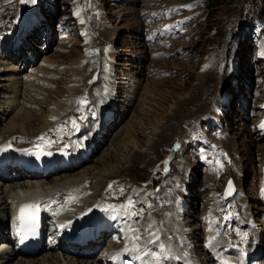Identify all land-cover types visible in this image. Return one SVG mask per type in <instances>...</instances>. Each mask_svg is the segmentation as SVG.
I'll use <instances>...</instances> for the list:
<instances>
[{
    "label": "rangeland",
    "instance_id": "374dc122",
    "mask_svg": "<svg viewBox=\"0 0 264 264\" xmlns=\"http://www.w3.org/2000/svg\"><path fill=\"white\" fill-rule=\"evenodd\" d=\"M131 1L137 5H122L119 0H109L106 3L104 7L107 18L105 25H110V28L105 27L104 29L101 25V29H99L97 19L93 18L90 24V20H88L87 28L90 25L94 31L93 45L98 46L91 54L88 51L89 43L84 45L86 37L91 39L86 28L84 33L82 29L75 32L67 30L64 32L65 37H55L52 47L38 52L36 49L31 48L28 43H25L26 49H31L32 53L37 52L35 56L37 64L42 58L49 59L47 63H50L48 64L50 66L46 65L44 69L39 71L37 76L25 66L29 63V60L23 58L22 53L12 56L14 53L8 52L6 55L15 57L18 61L22 58L21 61L24 64H15L11 60H4L0 55V73L9 70L3 73V80L1 79L2 75H0V94L5 97L0 100V141L8 139L12 131L22 130V133L16 134L31 137L44 130L43 126L52 124V116L55 115V112L57 117L61 112H64L68 98L74 94L78 95L82 91L89 92V89L92 91L95 88H100L94 93V96L97 97V99L95 97L94 99L95 102L98 100V104L103 103L101 89L106 85L103 80L102 69L103 67L107 69L112 67L113 69H109V72H114L121 79L116 80L119 94L116 96L115 107L112 109L116 113L117 121L115 125L110 123L105 127L107 131L111 128L108 138L105 140L107 133L105 135L99 133V138L93 139V142L98 139L99 142L95 144L92 150L102 143L100 142L101 138L104 142L87 164H82L73 171L48 178L47 181H50V185H45L44 183L47 181L40 178L35 180L40 181L41 184L36 182L35 184L39 185L40 188L43 187L42 184L46 188L53 187L56 184L53 181L56 177L66 175L68 176L66 182L71 180L81 182L90 179L91 185H93V174H99L101 179L98 182V188L101 189L102 185L106 183L104 177L107 176L103 172L113 168L125 167L127 170H123L124 172L121 174L123 176L120 178L132 186L134 184L139 185L150 178L154 166L160 163L164 152L173 150L178 160L173 166V173L169 178L170 182H167L168 187L171 188V185L174 184L186 185L187 174L197 157V152L202 153L204 159H207L206 163L209 168L204 166L205 174L210 170L213 172V169L218 168L220 170L228 164L226 156L219 155L217 150L213 149L212 143H205L206 152L189 143V134L187 133L189 123L199 119L200 116H204L207 111V114L211 113L213 94L226 90L229 92L228 96H230L231 91H237L247 100L243 105L241 98L231 99L225 117L226 129L229 133L228 137L232 135L229 143L239 154L237 160L238 154L235 156L237 166L233 173L237 171L240 159V163L244 166L243 182L241 184L243 183L244 186H242L248 194L250 206H255L256 203L258 204V198L254 194L255 190L252 188L254 182L252 180L251 183V179H255L256 175L250 172L252 169L250 167L255 166L259 158L262 157L259 152H264V139H259L255 135L252 137L255 138L253 140L246 132L249 128L253 131V125L257 120L255 114L259 117L263 114L258 110L260 98L257 95L251 98L252 94H258L257 92L261 89L258 88V81H256V77L259 76L261 71L259 66H256L255 69L254 65H250L254 47L249 46L248 42L244 43L245 39L242 40L239 37L235 39L236 34H232L230 39L229 33H232L233 27L235 29L240 22L245 21L246 8L264 18V0H216L211 4V0H209V5L199 7L203 9L202 17L204 18L201 17L200 22L190 29L191 40L179 43L184 50H188L187 55L182 58H178L181 55H175L165 59H152L150 53L148 55V49L137 50L138 45L142 43L139 42V39L133 43V37L136 38L133 33L140 34L142 26L132 17L131 13L138 11L141 0ZM166 1L180 3L185 0ZM61 9L57 11L55 17L62 12ZM70 15L75 14L71 13ZM48 17H52V13ZM3 18L5 16L1 15L0 19ZM50 21L51 18L48 19V22ZM56 24L57 22L54 24L55 27ZM66 24H69L71 28L73 27L70 21ZM220 24H223L225 30L222 34L217 35L215 28ZM42 34L40 37L44 38L45 35ZM29 36L32 39L31 44L35 46L36 35L31 34ZM50 36L52 38V34ZM41 42L42 40H39L37 46H40ZM131 45L133 47H130ZM109 47L117 50L114 57L111 50L108 54L106 53ZM22 49L21 46L20 51ZM169 51L172 52V49ZM143 54H147L145 56L147 60L149 59L148 63L139 62ZM223 54L226 55L223 58L224 62L229 65L231 70L233 69L231 57L236 56L238 58L236 62L238 72L234 76L236 82L232 81L233 76H229L225 68L216 69L217 59ZM30 55V52H26L27 57ZM83 58L86 60L85 63H82ZM139 63L140 66L138 67ZM20 65L21 67H19ZM242 73H245L246 78L241 81L239 76ZM25 76H29L31 80L24 78ZM254 82L257 86L253 85ZM110 83L107 85L111 86ZM94 114L95 112L90 117ZM77 115L81 119L83 118V114L77 113ZM22 118L31 120L21 122ZM24 123V129L20 130V125ZM211 131L213 133V130ZM207 135L214 139L218 138L217 133H207ZM225 142L221 141L223 146H226ZM176 145H179V147H176ZM217 148H220V145H217ZM252 172H256L255 167H253ZM85 175L86 177L81 179ZM25 177L17 178L16 176L17 180L8 181V183L0 182V186L10 190L11 186L18 181H28L29 183L30 180L34 181ZM197 177L200 179L199 184L192 186L198 183L196 176H194L192 182H189L191 189L188 186L190 193L188 199L189 201V197L192 199V208L189 209L190 217L177 215L169 218L162 214V218L167 221L164 224L167 228H170L174 223L178 225L186 224L192 228L194 236L198 237L200 243H198L199 250L195 254L200 258H205L207 255L203 256L201 254L199 245L201 246L207 239L200 216L206 205L211 202V197L208 196L210 195L208 193L209 189L207 191L206 186L216 185L215 187L220 190V183H224L226 178L223 180L222 175L219 178L214 177V179L212 176H207L209 180H206L205 176L203 177L199 173ZM160 184V182H155L153 187L156 189ZM109 185L111 183L105 185V187L107 188ZM152 191L155 192V190ZM16 193L18 197L22 192L17 190ZM117 193L114 192V195ZM9 195H12V200L16 197L13 194ZM154 201L158 208V218H156L158 220L162 202L156 196ZM257 208L259 206H255V210ZM56 253L60 254L57 251ZM74 259L75 257H73ZM61 260L63 264H66L64 258Z\"/></svg>",
    "mask_w": 264,
    "mask_h": 264
},
{
    "label": "bare ground",
    "instance_id": "6f19581e",
    "mask_svg": "<svg viewBox=\"0 0 264 264\" xmlns=\"http://www.w3.org/2000/svg\"><path fill=\"white\" fill-rule=\"evenodd\" d=\"M111 53L114 54L112 52V50H111ZM14 55H16V54H13L12 56H14ZM47 64H50V63H47ZM30 76H32V74H30ZM15 89H16V87H15ZM89 92H91V89H89ZM110 94H111V100H112L110 102V106H111V110H112L115 107V101L117 100L116 96L118 95V93L111 91ZM132 104H134V103L132 102ZM70 107H71V105H70ZM73 111L74 112H71V115L73 117H78V118H79V116L77 115V113H79V114H83L84 113V112H78V111H80L79 108H74ZM85 113H87V112H85ZM56 117H57V113L55 112V115L52 116V120H54L53 118H55V120H56L58 118V117L57 118ZM30 120L31 119L26 120L25 118H22L21 122L30 121ZM35 121H37V120H35ZM24 126H25V123L20 125V127H21L20 130L24 129ZM52 126H53V122H52V124H50L48 126H43L44 130H41V131L37 132L35 135H37L38 133H42V132H45L46 134L51 132L50 127H52ZM21 131H16V132L12 131V133L10 134V137L12 135H16V133H22ZM19 135H22L23 137H27V135L26 136L23 135V134H19ZM34 136H31V137H34ZM95 138H99V134H96L93 139H95ZM93 139H92V144H93L92 149L94 148L95 144L97 142H99V139L97 141H94V142H93ZM92 151L93 150H91V152ZM236 153H237V151H236ZM261 153L264 154V152H261ZM56 162L58 163L59 161H56ZM0 166H1V163H0ZM123 170L126 171L127 168L118 167V168H113L111 170H107V171L103 172V173H105V175H107L106 177H104L106 179V184L105 185L111 183V195L113 197H115V198H118L117 199L118 201H120L121 199L124 198V194L128 191V189L130 187H133L131 184L125 182L122 178H120L121 176H123V175H121L124 172ZM243 170H244V166H243L242 163H240V159H239V166L237 167V171L235 173H230V175H234L235 174L237 184L242 189H243V186H242L243 183L241 184V182H243L242 181L243 180V176H240L239 173L242 172ZM8 171H10V174L13 171H17V173H15L17 175V178H22L23 176L27 177L28 175L29 176H34V174L32 175L29 172H26L24 170L20 171L18 169V165L17 164L16 165H4L2 167V169H1V172H0V179H4L6 181H9V179L6 176ZM71 171H73V170H71ZM256 173H257V170H256V172H253V175H256ZM48 175L44 176V175L40 174L39 176L42 177L40 179H42V180L44 179L45 181H47ZM67 177L68 176H66V175H61L60 177H56V179L53 180V181H55L56 184L53 185V187H48V188L44 187V184L45 185H50L51 183H50L49 180L46 183L42 184L43 187H41V188H40L39 185L35 184V182L41 184V182L40 181L38 182L37 180H34V181L30 180V183L28 181H24V182H19L18 181L16 184H13V186H11L10 190H7L5 187L3 188V187L0 186V239H2V242L0 241V246H1V244L3 242H7L9 244L11 243L9 234H6V230H8V221H9V216H10V209L13 206L18 205V204H20L23 201L34 199L39 194H42L44 192L47 193V192L54 191V190H62V189H65V188H67L69 186L75 188L78 191V193L79 192L80 193L83 192V190H79L75 186V185H79L80 181L71 180V181L66 182L65 180H66ZM84 177H86V175L83 176L81 179H84ZM17 178L14 177L11 180H15ZM92 178H93L92 179L93 185L89 186L87 189L92 191V192L94 190L95 192L92 193L86 199H84V205L82 206L81 209H83L86 205H89V206L90 205H94L95 203H92L94 201V197L99 195L101 193V191L104 188H106L104 185H102L101 189L98 188L99 187L98 182L101 179V176L99 174H93ZM208 186L211 187V184L208 185ZM252 186H253V183H252ZM107 188L104 189L103 191H106ZM121 189H123L122 192H121ZM17 190H21V192H22L21 194H19L18 197H17V193H16ZM114 192H118V193L116 195H114ZM9 194H13V196H16L17 198L15 197V199L12 200V195L10 196ZM208 196H210V195H208ZM245 200L247 202H249L247 200V197H245ZM249 204H250V202H249ZM41 207L45 208L46 205L44 203H42ZM253 207H254V209H252V210H253V213H255V215L257 214L256 212H260L261 211L260 207L257 208L256 210H255V206L254 205H253ZM46 213H49V211L47 209H46ZM143 214L145 215L146 213H143ZM74 223H76V219H73L70 222V224H74ZM83 248L91 249L93 247L90 246V245H88V246H80L78 248V250L81 252L83 250ZM90 252L88 254H90ZM204 255H206V253ZM81 256H83V255H81ZM62 258H64L66 260L65 261L66 264H100L98 262L96 263V261H93V260L86 261V260H83V259H80V258H76V257L73 260V257L70 258L69 256H65V255L60 256L59 254L56 253L55 250H43V249H40L36 255H31V256H24L22 254H19L15 250V248H11L10 246L1 248V250H0V264H63L62 260H61ZM201 261H204V264H212L210 262V259H209L208 256H206L205 258H201ZM93 262H95V263H93Z\"/></svg>",
    "mask_w": 264,
    "mask_h": 264
},
{
    "label": "snow or ice",
    "instance_id": "6c2138e0",
    "mask_svg": "<svg viewBox=\"0 0 264 264\" xmlns=\"http://www.w3.org/2000/svg\"><path fill=\"white\" fill-rule=\"evenodd\" d=\"M22 2H29V0H22ZM31 3H35L36 0H30ZM187 7H191V5H187ZM77 15H79V12H77ZM84 21L81 20V23H83ZM55 119V118H53ZM73 126L75 127L76 126V121L73 120ZM261 127L264 128V124H261ZM39 139H44V137H40ZM176 147H179V145H176ZM49 155L51 153H48ZM109 188H111V185H109ZM123 191V189H121V192ZM233 191H234V187H233V183L232 181L230 180L228 182V186H227V190L225 192V195H232L233 194ZM127 207L129 208H134L135 207V202L131 199L128 200L127 202ZM125 205H121V207H126ZM35 207V205H24L21 207L20 209V217L19 219L23 220L24 219V214H25V210L28 209V208H33ZM149 208L152 207V205H148ZM38 211V208L36 209ZM142 213H143V209L140 210V212H136V211H129L127 212L126 214L128 216H132V217H141L142 218ZM35 220V216L33 215L32 216V221L34 222ZM136 224L139 225V219L136 220ZM131 231L133 232V236H132V239L136 242H139L142 240V237L139 235V232H140V229L139 227H135L133 229H131ZM146 231H148L149 233V238L148 240L146 241V243L148 244H157L158 247H161V245H159L158 241H159V229H156V230H152V224L150 223L148 225V228L146 229ZM214 239L213 238H210L209 240V246H211V243H212V240ZM139 246L137 245V248ZM124 251H129V249H125ZM144 256H153V257H156V259L160 262V264H162V262L167 259V257L163 256V255H158L156 252L152 251L151 249H149L148 251L144 252V255L143 256H138L137 259H140V260H143ZM178 259V258H177Z\"/></svg>",
    "mask_w": 264,
    "mask_h": 264
},
{
    "label": "trees",
    "instance_id": "16d2710c",
    "mask_svg": "<svg viewBox=\"0 0 264 264\" xmlns=\"http://www.w3.org/2000/svg\"><path fill=\"white\" fill-rule=\"evenodd\" d=\"M218 1H219V0H218ZM229 1H230V0H229ZM214 2H216V0H211V1H210V4H211V3H214ZM207 5H209V0H207ZM248 23H249V20H248ZM212 29H213V28H212ZM215 29H216V30H215ZM215 29H214V30H215V32H216L217 35L222 34L223 31L225 30L223 24H220V26H217Z\"/></svg>",
    "mask_w": 264,
    "mask_h": 264
}]
</instances>
